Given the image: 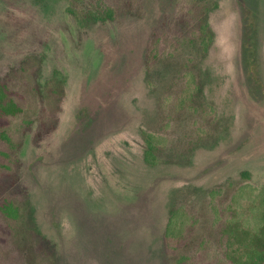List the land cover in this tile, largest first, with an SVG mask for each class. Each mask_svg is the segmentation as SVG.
<instances>
[{"label": "rangeland", "instance_id": "1", "mask_svg": "<svg viewBox=\"0 0 264 264\" xmlns=\"http://www.w3.org/2000/svg\"><path fill=\"white\" fill-rule=\"evenodd\" d=\"M0 83V264L261 249L264 0H0Z\"/></svg>", "mask_w": 264, "mask_h": 264}, {"label": "trees", "instance_id": "2", "mask_svg": "<svg viewBox=\"0 0 264 264\" xmlns=\"http://www.w3.org/2000/svg\"><path fill=\"white\" fill-rule=\"evenodd\" d=\"M205 30V26L203 27V31ZM3 83V82H2ZM0 83V107L2 112H7V113H15L16 108L14 110V102L12 101V99H7L9 102L8 103H4L5 98H6V93H5V85ZM154 135L153 134H146V142H147V150H146V154H145V159L150 162L153 163L154 162V156H153V147H154ZM17 207L16 204L12 201L5 203L2 207H1V211L4 214H10V210H12L13 213V208ZM174 212L171 215L170 221L168 223V233H170V229L172 230L173 226H174ZM3 237H5L4 234H2ZM4 240V239H3ZM258 245L261 247V249L253 251L251 253H247V259L246 260H239L237 259V257H233L234 260L239 263V264H261L264 261V239H259L258 241ZM18 254H20V252H18ZM51 256H53L54 258H56V254L55 252L51 249Z\"/></svg>", "mask_w": 264, "mask_h": 264}]
</instances>
